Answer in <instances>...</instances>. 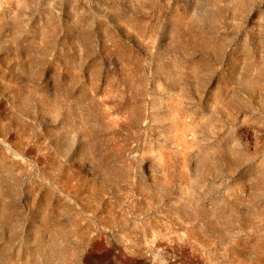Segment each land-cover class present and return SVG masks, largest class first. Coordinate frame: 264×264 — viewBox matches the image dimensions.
I'll use <instances>...</instances> for the list:
<instances>
[{
    "label": "rangeland",
    "instance_id": "rangeland-1",
    "mask_svg": "<svg viewBox=\"0 0 264 264\" xmlns=\"http://www.w3.org/2000/svg\"><path fill=\"white\" fill-rule=\"evenodd\" d=\"M0 264H264V0H0Z\"/></svg>",
    "mask_w": 264,
    "mask_h": 264
}]
</instances>
